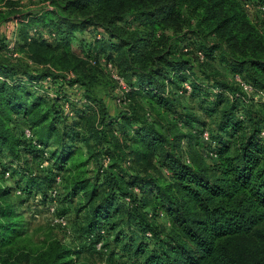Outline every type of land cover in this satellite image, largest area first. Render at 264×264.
I'll return each mask as SVG.
<instances>
[{"label": "trees", "instance_id": "16d2710c", "mask_svg": "<svg viewBox=\"0 0 264 264\" xmlns=\"http://www.w3.org/2000/svg\"><path fill=\"white\" fill-rule=\"evenodd\" d=\"M45 1L49 4L40 10L24 12L18 0H0V50L7 53L8 41L1 28L13 17L30 31L25 39L28 56L21 57L25 59L11 62L0 56V182L5 172L9 171L10 177L15 175L13 158L8 161V157L15 151L30 156L35 167L23 161L20 176L37 179L41 170L50 182L45 204L56 202L59 214L66 216L60 203L61 167L69 161L76 169L81 164L77 163V150L71 146L56 158L52 150L59 147L56 127L86 113L88 92L99 81V73H107L118 86L104 64L112 62L130 90L118 97L121 105L127 106L119 117L112 118L104 111L102 124L97 125L104 142L97 154L96 176L108 187V193L127 206L144 237L154 245L143 240H119L124 255L115 261L117 256L108 246V231L101 225L109 218L111 206L99 203L88 206L89 222L79 230L81 246L101 253L107 258L106 264H264V118L257 112L246 114L247 92L234 77L238 74L256 90H264V18L260 28L246 12L244 0ZM246 1L264 5V0ZM128 16H135L137 21L133 29L119 26ZM92 30L93 45L104 42L107 49L119 52L124 70L112 58L93 52L79 56V61L92 67L93 72L80 73L72 68L77 58L71 45L77 32ZM187 37L201 41L199 51L207 60H215L218 51L232 62V81L218 79L215 70L209 72L204 65L199 66L213 87L232 96V102L222 109L219 124L220 131L232 137L231 142L214 144L210 132L209 140H205L204 130H193L210 145L209 163L193 155L183 158L181 141L185 136L177 129V125H183L182 120L174 116L176 122L169 121L165 133L150 115L138 116L130 108L136 98L169 108L173 88L176 94L197 93L200 87L188 79L186 72L194 71L199 56L195 50L179 47ZM124 71L131 73L132 82ZM178 73L185 76L176 82ZM185 82L190 83V91ZM77 87L80 97L71 99L69 90ZM95 101L99 105L102 102L98 97ZM66 102L69 112L64 109ZM120 118L132 126L133 134L131 143L126 142L129 154L117 165L112 156L113 138H120L122 129H126L119 124ZM133 119L137 126H133ZM25 128L31 130L34 140L25 138ZM72 129V136L78 140L80 129ZM153 155L167 165L169 173L130 174L128 190L124 191L122 167L133 160L150 164ZM107 158L109 162L104 165ZM45 160L49 165L42 167ZM54 188L58 190L56 198L51 196ZM16 189L28 193L25 187ZM70 189L87 191L91 198L96 193L85 179L76 180ZM10 190L0 183V247L5 263L22 258L32 264H89L79 261L76 250L58 239L48 238L37 244L28 238L22 216L7 198ZM145 191L150 192L149 211L143 202ZM162 213L171 225L166 233L151 223ZM98 242H102L100 251L96 249Z\"/></svg>", "mask_w": 264, "mask_h": 264}, {"label": "rangeland", "instance_id": "374dc122", "mask_svg": "<svg viewBox=\"0 0 264 264\" xmlns=\"http://www.w3.org/2000/svg\"><path fill=\"white\" fill-rule=\"evenodd\" d=\"M18 3L20 6L19 8L24 12H36L49 4L45 0H18ZM257 13L258 16H256L255 11L248 14L250 15V18L261 28L262 26H260V20L264 18V14L259 12ZM12 19L14 20H10L2 25L1 33L9 44L12 42L14 43L15 50L19 53V56H10L6 53V51L4 52L2 50H0V56L8 61L17 62L18 60L25 59V57L28 56V49L25 48V39L29 37L30 31L18 21L17 17H13ZM119 26L126 29H133L137 26L135 16L126 17L125 20L119 24ZM93 34V30L88 31L85 34L77 32L76 40L71 45V51L77 58L75 63H72V68L74 67L79 70L80 73L85 72L88 74L89 72H93L92 67L79 61V56L81 57L82 54L87 55L90 52H93L103 57L112 58L121 67V69L124 70L120 62V53L107 49V45H105L104 42L93 45ZM185 39L186 40L179 43V47L183 50H195L198 54H196V57H200H198L200 62L197 63L198 65H195L196 67L194 68V71L186 72V76L190 77L188 79L200 87V89L197 90V93L176 94V91H174L175 89L173 88V93H171V96L168 98L169 108L162 107L157 104H151L147 102L146 99L140 98H136L134 104L131 105L130 108L134 111V114L136 112L138 116H143V114L150 115V117H152L151 119H153L154 123L157 125V128L165 133H167L166 127L168 126V122H172L174 116L177 120H182L183 125H177V129L185 136L181 141L182 150L184 152L183 158H190V155H193L194 157L202 158L203 161L209 163L212 161L208 150L210 145L207 144L208 142H204L205 140L203 141L197 133L193 132V130L197 129L210 132L212 134L214 144L215 141L227 143L231 142L233 140L232 137H230L228 133L221 132L219 124L222 118V109L232 102V96L229 91L219 92L216 86L213 87V84L207 81V79L204 78V75L201 74L203 71H200L202 69L199 66L204 65L205 69H208V71L209 69L215 70L213 72L217 73L218 79H228L232 81V62L228 58L222 57V54L218 51L216 53L215 60H207L206 56L199 51L201 43L200 40L189 37ZM22 56L25 57L21 58ZM124 72L129 82H132L133 76L131 73L126 71ZM178 74L176 82L183 79L181 76H185L181 73ZM92 90L93 91L88 92L90 104L87 107L86 113L78 116L75 120L70 122L66 121L67 123L63 122L56 127L57 134L59 136V140L57 142L59 147L57 149L55 147L52 149L54 150V154H56V158L59 159V157H62L63 152H66L71 147H75L77 150V155H75L78 160L77 163L81 164V167L76 169L69 161L67 164H62L61 167L63 171V182L60 185V187H62L60 203L62 204L61 208L64 209V212L69 219V226L66 228L58 226L54 221V217L48 211V207L46 206L47 204L45 203L47 201L46 197L50 182L43 172L41 170L38 171L40 172V175L37 179H28L20 176L23 161L26 165L35 167V164L30 156H23L18 151H15V153L11 156L9 155L10 157L7 159L8 161H11V158H13L11 163L14 164L13 168L15 175L10 178H2L0 183L4 186L11 187L7 198L15 204L17 212L22 216L25 222V235L34 243L41 244L45 239L55 238L70 248L75 249L79 261L88 262L89 264H106L107 258L101 253L89 252L81 246V242L83 241L80 231L84 227L86 228L87 223L89 222V205L92 206L94 204L97 205L99 203H105L110 204L111 206L109 218L101 225L106 227L108 231V246L117 256L115 257V261L123 259L124 255L122 247L119 244V240H122L123 242H127L129 239H135L138 241L143 240L150 245H154V242L149 241L144 237L137 221L134 220V216L131 214L127 206L119 199L108 193V187L96 176L97 154L102 150L104 142V137L102 138L97 133V125L102 124V114L104 111H107V114L110 117L118 118L120 111L126 109L127 106L125 107L124 104H122V106L121 102H119L118 97L123 95L122 90L118 89L117 84L114 81H111L107 73H99V81L96 85H94ZM79 91L78 87L70 89L69 92L71 99H76L75 97L79 98ZM96 97L102 101L100 105H102L103 108L106 107V109H102V107H100L99 102L95 101ZM245 97L247 99V102H245L246 114L249 115L257 112V114L264 118V96L255 92H248ZM119 121L121 127H126V129H122L123 135H121L120 138H113L114 149H112V156L113 161L117 165L124 162L125 157L129 154L126 142L131 143V136L133 134L131 131L132 126L129 125L125 119L120 118ZM105 122H109L107 118H105ZM138 124L137 120L133 119V126H137ZM76 126L80 129V131H78L80 135L78 140H76L77 137L72 136L71 133L72 130H74L72 128ZM103 126L106 127L105 124H103ZM261 136L264 138V135ZM125 166H123L124 168L122 167L121 171V178L123 180L121 188L124 191L128 190L127 184L131 180L130 174H156L158 172L164 174L169 173L167 165H165L157 155H153L150 159V164L147 162H135L133 160L131 165L128 167ZM83 179L89 180L91 187L96 189V193L93 198H91L90 193L87 191L73 192L70 189L72 183L76 180ZM21 186L28 189V193H25V195L24 193H19V190L16 188ZM148 196H150L149 191L143 192V202L147 204V206H145L147 211L151 210L149 205L150 202L147 201L150 198H148ZM140 214H145V211H140ZM79 221L81 223H79ZM83 223H85V225H83ZM151 223L156 224L158 226V230L163 233L168 232L171 228L169 219L164 213H162L155 222ZM78 245L81 246L79 250ZM4 253L5 252L0 247V264H32L33 262L26 261L22 258H12L9 259L8 263H5Z\"/></svg>", "mask_w": 264, "mask_h": 264}, {"label": "built area", "instance_id": "2783aa9c", "mask_svg": "<svg viewBox=\"0 0 264 264\" xmlns=\"http://www.w3.org/2000/svg\"><path fill=\"white\" fill-rule=\"evenodd\" d=\"M243 5H244V8L246 10L247 13H252V12H259V13H264V5H259V4H254V3H251V2H248L246 0L243 1ZM8 25V24H7ZM100 37V35H99ZM7 54H9L10 56H19V53L15 50V46H14V43H8V46H7ZM105 66H106V69L110 72L112 78L118 83V89L119 90H122V94L124 93H127L130 89L128 87V85L126 84V81L124 80V78L118 74V72L116 71L115 69V66L113 65L112 62H104ZM73 75V74H72ZM235 80L241 85V87L243 88L244 91H246L247 93L248 92H255L259 95H263L264 96V90H256L251 84L245 82L240 75L236 74L235 76ZM184 86L185 88L190 91L191 90V85L189 82H185L184 83ZM119 102H121V98L118 99ZM64 109L69 112L70 111V104L68 102L64 103ZM261 135H264V131L261 132ZM24 136L25 138L27 139H30V140H34L33 139V135H32V132L30 129L28 128H25L24 129ZM209 132L208 131H204L203 132V138L205 140H209ZM45 155L47 156L48 153L45 152ZM109 162V159L107 158L105 161H104V165H107ZM49 165V162L47 160H45L44 162H42L41 166L42 167H45V166H48ZM5 178H10V172H5ZM59 181V179H58ZM19 193H21V191H18ZM51 196L53 198H56L58 196V190L57 189H53L52 192H51ZM127 201H129V199H127ZM48 207V211L49 213L54 217V221L55 223L62 227V228H66L69 226V219L67 218V216L65 215H61L59 214L58 212V206H57V203L54 202V203H50L47 205ZM149 236H151L150 233H148ZM96 249L98 251L102 250V242H98L96 243Z\"/></svg>", "mask_w": 264, "mask_h": 264}]
</instances>
